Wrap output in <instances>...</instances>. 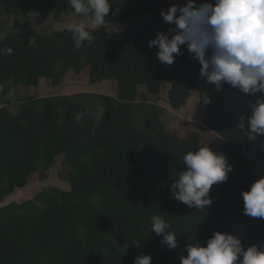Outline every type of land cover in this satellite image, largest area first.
<instances>
[{"label":"trees","instance_id":"obj_1","mask_svg":"<svg viewBox=\"0 0 264 264\" xmlns=\"http://www.w3.org/2000/svg\"><path fill=\"white\" fill-rule=\"evenodd\" d=\"M111 2L105 24L89 28L93 43L80 48L67 28L35 39L18 31L0 38V87L60 85L69 71L88 73L93 86L116 83V96H100L97 111L76 94L28 96L17 114L0 108V204L45 180L60 156L69 183V190L41 191L0 207V264H133L140 254L150 255L151 264H180L186 243L205 245L216 231L237 236L245 248L264 243V219L244 214L241 192L260 176L246 158L252 133L238 127L261 94L228 84L217 91L200 76L201 65L186 46L173 64L160 63L158 48L148 44L170 27L161 16L172 5L167 0ZM0 9L16 17L74 12L69 0H0ZM141 15L148 19L139 27L114 32L106 26ZM164 85L173 112L199 94L203 125L223 139L213 151L232 165L227 179L210 189L213 203L205 209L189 208L170 192L183 156L201 147V136L169 133L157 106H146L142 125H136L139 88L160 97ZM206 96L208 104L202 102ZM256 148L264 159V136H256ZM154 215L177 235L175 249L151 232Z\"/></svg>","mask_w":264,"mask_h":264},{"label":"clouds","instance_id":"obj_2","mask_svg":"<svg viewBox=\"0 0 264 264\" xmlns=\"http://www.w3.org/2000/svg\"><path fill=\"white\" fill-rule=\"evenodd\" d=\"M78 16L89 18L92 28L105 24L111 0H69ZM163 21L170 25L167 32H159L148 46L157 47L160 63L171 65L183 55L181 46L198 60L200 76L219 91L223 84L238 88L248 95L260 93L249 104L250 114L240 116L239 129L252 136H264V0H186L183 5L172 4L161 10ZM67 31L73 36L74 47L94 38L84 22L70 23ZM10 49L8 52L10 53ZM210 103L209 96L202 100ZM247 125V126H246ZM183 167L170 185L172 198L189 208L205 209L213 203L209 193L214 184L227 179L232 171L223 153L214 152L208 145L188 151ZM244 214L264 219V176L255 180L248 190L241 192ZM161 216L151 217V232L162 236L170 249L177 247V235ZM186 255L180 264H264V243L244 247L231 234L216 231L200 243L185 245ZM150 255L140 254L133 264H151Z\"/></svg>","mask_w":264,"mask_h":264},{"label":"rangeland","instance_id":"obj_3","mask_svg":"<svg viewBox=\"0 0 264 264\" xmlns=\"http://www.w3.org/2000/svg\"><path fill=\"white\" fill-rule=\"evenodd\" d=\"M170 4L183 5L186 0H167ZM197 1V0H196ZM121 17V10L115 14V18ZM148 19L146 15L136 16L134 18L117 21L106 25L109 31H121L126 28L139 27ZM84 22L89 28V18L78 16L75 12L62 14L60 18L46 16L42 13H32L28 16L6 15L0 9V38H3L11 31H18L24 34H30L35 39L39 35L48 34L53 31L67 28L70 23ZM94 29V28H93ZM169 86L164 85L159 96H152L145 87L139 88L140 97L137 103L140 107L135 109L136 125L140 127L143 123L144 113L148 108L146 106H157L167 130L179 138H186L192 133L201 136L200 146L208 145L212 150L218 147L223 139L209 130L202 123L204 107L201 104L199 94L194 92L186 102L185 106L177 112H173L167 102ZM82 95V100L88 104L96 106V111L100 108V96H116V83L104 81L95 86L90 84L88 73L75 75L69 71L60 85H55L51 81H42L38 87L16 88L13 83H4L0 87V108L5 107L17 114L26 104L28 96L34 98H44L48 96L60 95ZM146 109V110H145ZM165 117V118H164ZM165 119V121H164ZM252 151L246 153V158L252 169L261 177L264 176V159H262L256 148V136L250 137ZM65 167L63 156L57 158L55 165L47 173V178L40 182L31 183L28 187L17 190L13 195L5 198L1 206L10 203H20L25 200L33 199L41 191L51 192L54 188L69 190V183L63 178L65 176Z\"/></svg>","mask_w":264,"mask_h":264}]
</instances>
